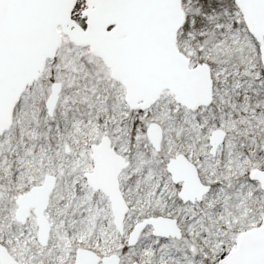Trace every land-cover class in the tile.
<instances>
[{
    "label": "snow or ice",
    "instance_id": "1",
    "mask_svg": "<svg viewBox=\"0 0 264 264\" xmlns=\"http://www.w3.org/2000/svg\"><path fill=\"white\" fill-rule=\"evenodd\" d=\"M0 264H264V0H0Z\"/></svg>",
    "mask_w": 264,
    "mask_h": 264
}]
</instances>
